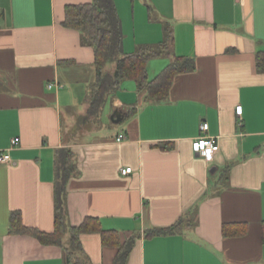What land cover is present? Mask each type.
Masks as SVG:
<instances>
[{"label":"crops","instance_id":"crops-1","mask_svg":"<svg viewBox=\"0 0 264 264\" xmlns=\"http://www.w3.org/2000/svg\"><path fill=\"white\" fill-rule=\"evenodd\" d=\"M91 1L0 0V150L11 158L0 163V264H120L118 246L103 245L98 232L80 234L74 249L68 231L60 244H44L11 227L17 211L25 227L53 231L63 149L74 167L64 191L67 224L92 217L120 243L133 236L123 264H264V72L256 67L264 0H114L125 53L157 46L168 25L172 54L192 58L194 69L175 75L161 100L122 81L103 107L104 125L102 112L82 119L93 49L62 24L67 5ZM172 60L149 59L148 77ZM116 108L123 124L112 128ZM202 122L219 144L211 161L191 148ZM125 167L131 172L122 174ZM181 217L192 224L145 235ZM225 225L240 233L225 235Z\"/></svg>","mask_w":264,"mask_h":264},{"label":"trees","instance_id":"trees-1","mask_svg":"<svg viewBox=\"0 0 264 264\" xmlns=\"http://www.w3.org/2000/svg\"><path fill=\"white\" fill-rule=\"evenodd\" d=\"M62 24L79 31L82 41L93 49L95 80L88 94L86 113L82 117L85 121L98 120L107 99L120 88L121 82L124 80H134L137 89L144 90L148 99L161 100L167 97L175 75L194 69L192 58L172 54L173 37L168 25L164 26L163 39L157 46H142L133 53H125L122 48L121 21L114 0H92L89 3L67 5ZM166 55H171L173 60L155 77L149 78L147 75L149 59ZM110 64H113V68L107 69ZM256 67L259 72H264V51L256 53ZM133 113L134 108L126 113L125 118L130 117ZM73 169L70 152L67 149L59 151L56 161L55 214L52 232H42L25 227L17 211L11 213V227L17 232L30 233L44 244H60L62 237L68 231L70 233L69 240L74 249L80 247V234L98 232L103 245L116 244L118 246L116 262L123 264L133 246V236L120 243L115 230L102 229L97 219L92 217H86L78 226L73 227L67 224L64 191L67 179ZM190 224H192L190 218L181 217L169 226L149 228L145 231V235L150 237L173 233ZM226 229L225 225L223 227L225 235L240 233H228ZM70 255H72L71 251Z\"/></svg>","mask_w":264,"mask_h":264},{"label":"built area","instance_id":"built-area-1","mask_svg":"<svg viewBox=\"0 0 264 264\" xmlns=\"http://www.w3.org/2000/svg\"><path fill=\"white\" fill-rule=\"evenodd\" d=\"M50 86V84H49ZM237 115H241L242 106L238 105L235 107ZM201 134L195 137L191 142V148L193 152L207 161H211L214 157L215 152L219 149L218 141L215 137L207 135L208 124L207 122H202L199 126ZM121 136L116 138L117 141L121 140ZM17 144V140L13 138L10 142V148ZM11 161L9 155V148L0 150V163H8ZM131 167H125L121 169L122 174H127L131 172Z\"/></svg>","mask_w":264,"mask_h":264},{"label":"rangeland","instance_id":"rangeland-1","mask_svg":"<svg viewBox=\"0 0 264 264\" xmlns=\"http://www.w3.org/2000/svg\"><path fill=\"white\" fill-rule=\"evenodd\" d=\"M109 67H111V65H109ZM163 67V66H162ZM161 69V68H160ZM159 71V70H158ZM76 107H78L77 105H76ZM108 111V108H106L105 107V109L102 111V113H101V120H102V124L104 123V124H106V123H109V119H108V116H107V112ZM66 116V113L64 112L63 113V118ZM123 121H120V123H116V124H112L113 126H112V128H119L123 123H122ZM103 124V125H104Z\"/></svg>","mask_w":264,"mask_h":264},{"label":"water","instance_id":"water-1","mask_svg":"<svg viewBox=\"0 0 264 264\" xmlns=\"http://www.w3.org/2000/svg\"><path fill=\"white\" fill-rule=\"evenodd\" d=\"M110 121L112 123H118L123 120L124 118V112L118 108L114 109L112 113L110 114Z\"/></svg>","mask_w":264,"mask_h":264}]
</instances>
